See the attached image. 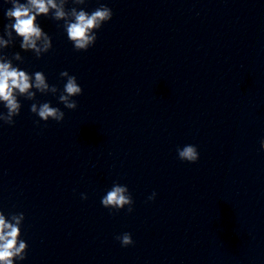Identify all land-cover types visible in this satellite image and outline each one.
Masks as SVG:
<instances>
[{
    "label": "clouds",
    "instance_id": "obj_1",
    "mask_svg": "<svg viewBox=\"0 0 264 264\" xmlns=\"http://www.w3.org/2000/svg\"><path fill=\"white\" fill-rule=\"evenodd\" d=\"M12 7L5 12V17L9 21L4 26V35L9 39L5 40L0 36V46L6 47L11 42L13 32L21 37L20 47L25 50H34L36 58L40 59L42 53H47L52 49V40L49 35L43 32L42 27L37 23L38 17L48 15L49 9H55L53 14L56 20H64V29L68 40L73 44L76 51H87L94 46L97 40V31L102 26L111 21L113 17L112 9L105 4H100L91 13L81 8L77 11L75 7L70 12L64 10V4L69 0H61L57 5L56 0H5ZM72 3L84 5L86 0H71ZM14 21V22H13ZM38 41H41L38 46ZM21 61L19 53H15L11 59L6 55L0 54V103L4 105L6 112H0V121L9 126L14 125L15 117L20 115L21 103L19 97L27 100H36L37 93L56 94L59 89L55 85H50L45 74L42 71H36L29 74L18 66H13L12 60ZM61 78H66L63 91L58 97L59 102L69 110L77 108V101L73 97L82 94L83 89L77 82L74 75H70L67 70L60 73ZM30 111L39 117V121L47 122L50 119L56 122H62L65 113L58 107H52L49 102L32 103ZM37 121V123H39ZM261 150H264V138L260 141ZM178 158L181 161L196 163L199 160L197 147L191 144L183 148H177ZM156 193L153 192L148 197L154 200ZM82 199H87L86 194H81ZM132 196L126 185L114 183L106 195L101 198V204L105 208L120 210L127 206L131 212L133 206ZM25 219L24 213L12 215L15 223H10L5 219L3 211H0V264H14L17 260L26 259V249L28 244L21 239V226ZM19 244L17 246V241ZM122 247H127L134 243L130 233H123L116 237Z\"/></svg>",
    "mask_w": 264,
    "mask_h": 264
}]
</instances>
